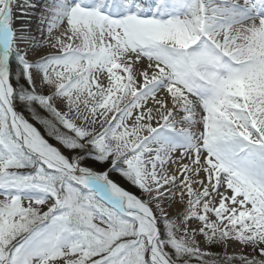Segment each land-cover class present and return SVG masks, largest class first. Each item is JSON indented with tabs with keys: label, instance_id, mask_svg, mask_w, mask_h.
Returning <instances> with one entry per match:
<instances>
[{
	"label": "snow or ice",
	"instance_id": "1",
	"mask_svg": "<svg viewBox=\"0 0 264 264\" xmlns=\"http://www.w3.org/2000/svg\"><path fill=\"white\" fill-rule=\"evenodd\" d=\"M0 264H264V0H0Z\"/></svg>",
	"mask_w": 264,
	"mask_h": 264
},
{
	"label": "rangeland",
	"instance_id": "2",
	"mask_svg": "<svg viewBox=\"0 0 264 264\" xmlns=\"http://www.w3.org/2000/svg\"><path fill=\"white\" fill-rule=\"evenodd\" d=\"M58 106H59V105H58ZM37 127H39V125H37ZM40 130H41V132L43 133V129L41 128ZM217 250H218V249H217ZM228 251H229V254H233V253L238 254V253H239V248L236 247L235 245H233L232 247H230V248L228 249Z\"/></svg>",
	"mask_w": 264,
	"mask_h": 264
},
{
	"label": "bare ground",
	"instance_id": "3",
	"mask_svg": "<svg viewBox=\"0 0 264 264\" xmlns=\"http://www.w3.org/2000/svg\"><path fill=\"white\" fill-rule=\"evenodd\" d=\"M17 15H19V13H17ZM24 21H21V20H18L17 21V26H19L21 23H23ZM31 27H32V29H33V31L35 32V29H36V23H35V21H33V23H32V25H31ZM37 57H31V59H36Z\"/></svg>",
	"mask_w": 264,
	"mask_h": 264
},
{
	"label": "trees",
	"instance_id": "4",
	"mask_svg": "<svg viewBox=\"0 0 264 264\" xmlns=\"http://www.w3.org/2000/svg\"><path fill=\"white\" fill-rule=\"evenodd\" d=\"M115 178V177H114ZM121 183L123 184V181H121ZM126 186V185H125Z\"/></svg>",
	"mask_w": 264,
	"mask_h": 264
}]
</instances>
